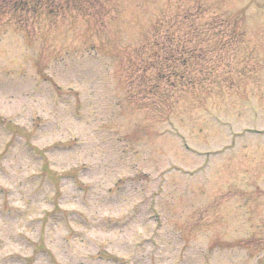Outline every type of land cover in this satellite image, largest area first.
<instances>
[{
    "label": "rangeland",
    "instance_id": "374dc122",
    "mask_svg": "<svg viewBox=\"0 0 264 264\" xmlns=\"http://www.w3.org/2000/svg\"><path fill=\"white\" fill-rule=\"evenodd\" d=\"M91 2L0 0V264H264V0Z\"/></svg>",
    "mask_w": 264,
    "mask_h": 264
},
{
    "label": "trees",
    "instance_id": "16d2710c",
    "mask_svg": "<svg viewBox=\"0 0 264 264\" xmlns=\"http://www.w3.org/2000/svg\"><path fill=\"white\" fill-rule=\"evenodd\" d=\"M15 2V6L18 5V9H26L29 8L30 10L40 8L43 9V11L48 16H56L57 13L64 12L65 9H69V4L75 7V9H79L80 11L85 12L87 4L92 3V0H13ZM37 6V8H36ZM165 61L169 62L172 61L171 58H164ZM170 63V62H169ZM179 78V77H178ZM162 79V75H159L157 80ZM145 78H141V82H145Z\"/></svg>",
    "mask_w": 264,
    "mask_h": 264
}]
</instances>
